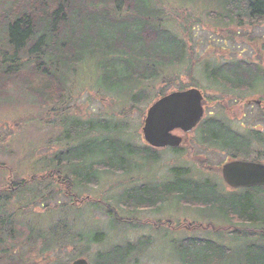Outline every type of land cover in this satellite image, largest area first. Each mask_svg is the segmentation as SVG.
<instances>
[{"label":"trees","instance_id":"obj_1","mask_svg":"<svg viewBox=\"0 0 264 264\" xmlns=\"http://www.w3.org/2000/svg\"><path fill=\"white\" fill-rule=\"evenodd\" d=\"M208 1L222 11L214 16L215 20L239 25L264 23V0ZM162 13L156 9L154 0H10L0 12V93L15 84L42 108L51 111L53 105L62 104L66 98L68 75H75L79 69L84 76L81 68L94 62L92 76L96 78V86L107 93H125V104L128 102L132 110L147 102L145 89L153 87L149 84L161 77L163 69L182 62L186 54L185 43L169 30ZM207 77L233 91L264 82V72L259 69L257 75L256 69L241 63L220 65L208 70ZM162 91L157 98L165 95ZM66 119H62L65 123L54 141L62 149L42 157L39 173L16 184L17 191L25 194L18 200L28 202L23 208L36 205L38 199H49L29 190L31 185L51 183L53 188H58L52 195L61 194L73 205L94 203L91 198L78 200L74 190L98 183L102 171L131 174L136 165L133 159L158 161L151 153L155 150L147 146L143 151L137 150L120 137L118 130H111L106 121L83 120L79 116ZM199 128L200 145L231 152L233 159L239 158L235 155L239 153L242 159L264 163L262 130L241 135L232 132L221 120L205 121ZM251 147L255 150L251 151ZM205 164H198L201 170L207 169ZM168 173L169 181L153 185L147 182L122 192L123 206L129 211L159 212L174 201L182 208L214 213L216 219L228 226L214 227L207 223L200 225L199 230L236 232L234 238L252 244L239 264H264V247L259 249L255 245L259 240L264 242V187L227 195L220 190L218 182L195 179L186 167L176 166ZM97 203L105 205L101 201ZM107 214L115 221L118 218L111 211ZM56 231L71 241H82L83 253L90 243L103 244L104 240V235L94 238L85 235L86 240L82 235L73 236L70 226L58 224L52 231L54 243L64 238ZM175 243L181 264H230L231 249L217 242L182 238L180 243ZM150 246V240L115 245L96 252L93 263L138 264V258Z\"/></svg>","mask_w":264,"mask_h":264},{"label":"rangeland","instance_id":"obj_2","mask_svg":"<svg viewBox=\"0 0 264 264\" xmlns=\"http://www.w3.org/2000/svg\"><path fill=\"white\" fill-rule=\"evenodd\" d=\"M9 1L0 0V12ZM154 1L156 9L163 12L169 30L185 43L186 54L182 62L164 68L161 77L149 84L153 87H146L145 94L149 97L146 103L130 110L128 102L125 104V93H107L97 87L96 78L92 76L94 62L81 68L84 76L79 69L75 75H68L66 98L62 104L53 105L51 111L50 108H42L15 84L9 85L5 93H0V241L3 243H0V264H32L29 262L31 258L38 259L36 264L70 262L78 255V251L71 248L73 245L65 243V239H60L61 243L56 246L51 243L55 237L52 231L58 224L70 226L71 235H82L85 240V235L89 238L104 235L103 244L90 243L91 246L87 247L84 254L90 259L89 264H94L96 252L141 240H150L152 246L138 258V264H181L175 242L180 243L182 238L217 242L231 249L230 264L243 262L252 244L234 238L238 235L236 232L233 235L199 230L200 225L207 223L214 227L228 226L216 219L214 213L182 208L174 201L159 212L149 209L129 211L123 206L122 192L147 182L153 185L154 182L169 181L168 171L176 166L188 168L195 179L216 181L222 192L232 194L231 189L222 184L220 167L233 155L212 146L200 145L198 129L184 136L186 139L178 154L170 150L151 151L158 157L157 162L133 159L136 165L129 172L131 174L125 176L102 171L98 183L74 190L78 200L91 198L94 203L73 205L61 194L52 195V191L58 188H53L48 182L31 185L28 189L38 191L41 196L47 195L49 199H38L36 205L26 208L23 207L28 202L18 200L25 194L14 188L16 183L28 181L33 174H38L43 167L41 158L62 149L54 141L60 136L59 128L66 118L79 116L83 120L106 121L111 130H118L120 137L143 151L146 146L141 130L144 116L162 90L169 93L198 89L204 96V122L221 120L232 132L241 135L259 130L264 132V82L259 84L258 81L255 86L233 91L207 77L208 70L225 63H241L256 69L257 75L259 69L264 72V23L239 25L215 20L214 16L222 11L211 6L208 0ZM235 155L240 159L243 157L239 153ZM201 162H206L207 169H200ZM98 201L105 205L102 207ZM108 211L117 214L116 221L108 216ZM158 223H161L160 227H156ZM47 233L50 236L46 238V244L51 245V250L53 246L54 251L40 262L42 249L40 241L37 242L38 234L43 236ZM56 234L64 237L59 231ZM77 243L75 246L78 247ZM255 245L262 249L264 242L259 240ZM80 249L85 248L82 246ZM23 257H28L29 261Z\"/></svg>","mask_w":264,"mask_h":264},{"label":"water","instance_id":"obj_3","mask_svg":"<svg viewBox=\"0 0 264 264\" xmlns=\"http://www.w3.org/2000/svg\"><path fill=\"white\" fill-rule=\"evenodd\" d=\"M202 95L196 89L160 98L147 110L142 128L144 140L153 148L178 147L182 138L174 130L192 131L203 116ZM225 183L233 189L264 187V164L234 161L222 167ZM72 264H87L84 259Z\"/></svg>","mask_w":264,"mask_h":264},{"label":"flooded vegetation","instance_id":"obj_4","mask_svg":"<svg viewBox=\"0 0 264 264\" xmlns=\"http://www.w3.org/2000/svg\"><path fill=\"white\" fill-rule=\"evenodd\" d=\"M50 236V234H44L43 236L42 235H39L38 234V239H37V242H39L40 241V244H41V249H42V251H41V261L40 262H42V261H45V258H46V256H47V254H49V253H51L52 251H54L53 250V246H52V250L50 249L51 247V245H47L46 244V241L48 240V239H46L47 237H49ZM43 238H45V239H43ZM65 239V243H69V244H71V245H73V246H71V248H73V249H75V251H78L77 252V256H75L72 260H70V262H68L67 264H72L74 261H76V260H78V259H85V260H87V262H88V264H89V262H90V259L88 260L87 258H86V255L82 252V249H80V247H82L83 246V244H82V241L81 242H79L77 239H74V240H70V239H68V238H62L61 239V241L62 240H64ZM60 241H58L57 243H54L53 242V240L51 241V243H52V245H54V246H56L58 243H59ZM77 242H79V243H77ZM0 243H2V241H0ZM48 243V242H47ZM54 243V244H53ZM61 243V242H60ZM76 243H77V245H78V247L77 246H75L76 245ZM3 244V243H2ZM2 246V245H1ZM0 246V247H1ZM63 246V245H62ZM61 247V246H60ZM64 247H61V249H63ZM20 257V256H19ZM25 260H28L29 261V258L28 257H23ZM38 259H32L31 258V260L29 261V262H32V264H36V261H37Z\"/></svg>","mask_w":264,"mask_h":264}]
</instances>
